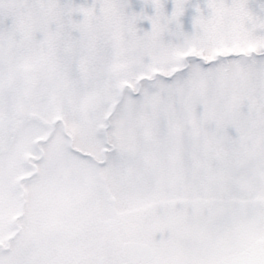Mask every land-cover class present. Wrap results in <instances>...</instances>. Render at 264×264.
Instances as JSON below:
<instances>
[{
    "label": "snow or ice",
    "instance_id": "snow-or-ice-1",
    "mask_svg": "<svg viewBox=\"0 0 264 264\" xmlns=\"http://www.w3.org/2000/svg\"><path fill=\"white\" fill-rule=\"evenodd\" d=\"M0 264H264V0H0Z\"/></svg>",
    "mask_w": 264,
    "mask_h": 264
}]
</instances>
